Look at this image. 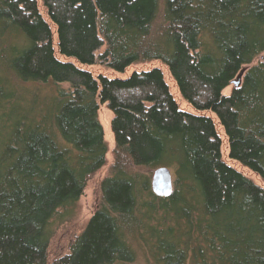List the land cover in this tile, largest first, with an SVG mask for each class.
Wrapping results in <instances>:
<instances>
[{
    "label": "trees",
    "instance_id": "1",
    "mask_svg": "<svg viewBox=\"0 0 264 264\" xmlns=\"http://www.w3.org/2000/svg\"><path fill=\"white\" fill-rule=\"evenodd\" d=\"M262 54L264 0H0V264H49L52 222L107 165L102 105L115 139L102 204L52 264H136L140 241L156 264H264V188L223 160L206 115L264 182ZM152 63L195 114L160 68H83ZM29 84L70 89L44 100ZM161 168L169 197L139 172Z\"/></svg>",
    "mask_w": 264,
    "mask_h": 264
},
{
    "label": "rangeland",
    "instance_id": "2",
    "mask_svg": "<svg viewBox=\"0 0 264 264\" xmlns=\"http://www.w3.org/2000/svg\"><path fill=\"white\" fill-rule=\"evenodd\" d=\"M158 1H159L160 9L163 10L166 0H158ZM102 52H104V50ZM258 64H264V54L260 55L253 63V65H258ZM83 68L92 72L96 77L99 76L100 74H103L110 79H128L135 72L147 71L153 68H160L164 72L165 80L170 88V91L173 94V96L176 98L180 107L183 110L188 111L189 113L192 114L196 113L194 109L191 106H189L186 100H184V98L179 93L175 83L173 82L168 72V69L165 66L161 65L160 63H152L144 66H134L128 69L125 73H116L99 65L94 67H83ZM249 68L250 67H245L244 70L239 74V76L235 80V83L224 91L225 96L231 95L232 90L236 86V84L238 86L240 85L244 73ZM58 88L61 90H69L70 86L61 85L60 87H56L53 86L52 84H48L44 86L29 84L26 86V89L24 90L28 92L30 90H34L42 97V99L46 100L47 98H49V96H53L54 94H56ZM28 101L33 102L34 97L32 95H29ZM206 115L213 117L217 124L223 142L222 144L223 160L228 165L237 169L243 175L251 179L255 184L264 188V182L258 176L250 172L247 168L243 167L238 162H235L230 159L228 142L223 127L219 124L216 115L212 113H206ZM113 118H114L113 113L107 108V106L102 105L99 111V121L103 126L105 132V141L108 146V154L106 157L107 165L88 182L84 195L77 203V205L72 209V211L67 212L68 216L64 212H61L59 216H57L55 220L52 222V225L50 227L51 241L49 247V264H52L56 260L70 254L74 242L84 232L89 221L92 219V217L101 207L102 204L101 184L107 177L110 176L111 167L114 164L113 153L115 150V139L112 132ZM139 172L144 175H147L152 183L154 172L147 171L144 169L139 170ZM172 175L174 181L173 172ZM134 248L138 254V259L136 264H156L152 260V256L150 255L149 248L145 244H142L141 241L140 243H136L134 245Z\"/></svg>",
    "mask_w": 264,
    "mask_h": 264
},
{
    "label": "water",
    "instance_id": "3",
    "mask_svg": "<svg viewBox=\"0 0 264 264\" xmlns=\"http://www.w3.org/2000/svg\"><path fill=\"white\" fill-rule=\"evenodd\" d=\"M151 186L155 195L159 197H169L174 191L172 172L166 168L156 170L153 175Z\"/></svg>",
    "mask_w": 264,
    "mask_h": 264
}]
</instances>
